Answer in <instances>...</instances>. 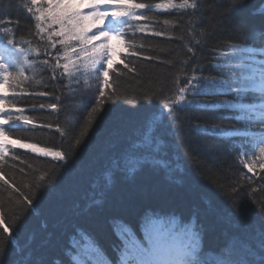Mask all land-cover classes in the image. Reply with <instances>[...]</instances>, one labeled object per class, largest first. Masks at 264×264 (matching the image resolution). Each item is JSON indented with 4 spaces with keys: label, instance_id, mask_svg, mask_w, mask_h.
<instances>
[{
    "label": "trees",
    "instance_id": "16d2710c",
    "mask_svg": "<svg viewBox=\"0 0 264 264\" xmlns=\"http://www.w3.org/2000/svg\"><path fill=\"white\" fill-rule=\"evenodd\" d=\"M138 2L157 3L160 0ZM26 3L28 0H0V18L11 21L8 26L15 30L17 39H31L33 46H41L40 59H45L43 45L46 40L40 41L32 34L34 20L25 10ZM262 4L264 0H246L245 6L229 17L226 6H218L217 0H200L197 15L203 23L195 25L192 35L198 37L199 32L204 31L207 39L195 46V58L184 66L183 71L191 74L193 67L198 65L200 74L215 76L214 50L223 49L227 42L243 43L248 39L249 33L236 27L237 24L250 29L264 28ZM153 12L156 20L150 22L151 26L170 35L156 37L150 32H137L134 42L145 46L138 51L158 59L129 57L125 62L130 67L135 66V72H128L117 61L114 67L124 73L118 79L121 98L114 103H105L103 110L93 115V123L87 128V134L80 138L79 146H75L74 138L83 129L95 103L94 100L89 102L90 94L84 95L83 81L79 85L66 86L67 79H50L49 70L36 76L37 80L42 78L40 85L34 82L24 85L29 92L47 91L53 95L28 96L18 103L19 107H25L26 115L34 118L35 127L29 125L27 129L30 130L10 138H21L24 143H35L53 150L60 148L68 152L69 159L64 164L29 148L9 146L6 160L15 167L6 165V179L12 182L14 178L22 190L24 184L44 173H48V182L22 221L18 239L24 251L17 253L16 246L9 245L4 264H16L25 255H30L33 261L43 259L45 264H72V258L78 252L77 241L83 243L81 237H90L115 264L118 249L124 243L123 230L139 238L150 226V220L173 218L181 226L192 229L188 236L181 234V239L195 237L196 259L202 264H224L225 261H231V264H264V191L260 190L264 184L253 183L251 187H255L256 192L252 193L251 187H245L236 196H231L228 189L241 172L252 176L237 160L241 138L207 137L193 131L195 124H218L224 126L225 131L242 124L225 118L231 116L233 110L219 107L221 101L231 99L230 94L196 97L201 104L191 111L179 113L175 132L165 120L158 133L154 134L163 141L155 156L165 166L158 164L155 171H142L135 175L113 167L112 161L140 138L150 115L155 113L159 116V100L146 102L140 97L161 87L166 92L171 91L173 78L180 71L182 61L192 55L186 47V44L192 46V35H189L192 25L188 18L180 19L175 11ZM164 19L174 23L164 25ZM177 20L179 23H175ZM180 36L184 38L177 39ZM128 38L132 39L131 34ZM120 58L123 59V55ZM112 78L116 79L115 76ZM57 96L59 101L55 99ZM209 100H216L218 107L206 108L203 102ZM40 103H57L58 110L40 109ZM31 104H36L37 108L30 109ZM45 123L53 126L41 127ZM69 123L71 131L68 130ZM57 124L68 131L66 136L61 137ZM12 154L19 155L21 159L12 161ZM29 164L32 168L28 167ZM21 168L25 171L21 172ZM109 172L113 173L111 183L105 179ZM253 181H258V178L253 177ZM8 194L3 193L6 212L10 207L14 208L7 199Z\"/></svg>",
    "mask_w": 264,
    "mask_h": 264
},
{
    "label": "snow or ice",
    "instance_id": "6c2138e0",
    "mask_svg": "<svg viewBox=\"0 0 264 264\" xmlns=\"http://www.w3.org/2000/svg\"><path fill=\"white\" fill-rule=\"evenodd\" d=\"M217 2L218 6H226L229 17L246 4V0ZM24 7L29 18L34 20L32 34L40 41L46 40L43 55L47 58L40 59L41 46H33L31 39H17L15 30L8 26L11 21L0 18V264H4L3 258L9 245H15L17 253L24 251L18 239L22 221L25 214L34 207V201L41 188L47 187L48 182V173H44L32 182L24 184L22 190L15 184L14 178L12 182L6 179V165L15 167L6 160L10 153L9 146L29 148L34 153L50 156L64 164L69 159L68 152L60 148L53 150L51 147H39L35 143H24L21 138H10L30 130L27 129L29 125L35 127L34 118L26 115L25 107H19L18 103L28 96L53 95L47 91L29 92L24 85L33 82L40 85L42 78L37 80L36 76L49 70L50 79H67L66 86L79 85L83 81L84 95L90 94L89 102L94 100L95 103L88 114L89 119L74 138L75 146H79L80 138L87 134V128L93 123V115L103 110L105 103H114L121 98L118 79L124 73L114 67L117 61L128 72H135V66L130 67L129 63L125 62L129 57L158 59L138 51V48L145 46L143 43L138 45L134 42L137 32H150L156 37L170 35L151 26L150 22L156 20L153 10L175 11L180 19L187 17L188 23L192 25L189 35H192L197 23H203L202 18L197 15L200 11V0H160L157 3L138 0H28ZM261 9H264V4ZM141 21L145 23H139ZM173 23L168 19L163 20L164 25ZM175 23H179V20ZM236 27L248 32V39L243 43L227 42L223 49L214 50V67L217 70L215 76L200 74L198 65L193 67L191 74L183 71L184 66L195 58V46L201 45L202 41L207 39L204 31L199 32L198 37L192 35V46L186 44L187 52L192 55L182 61L180 71L173 78V89L166 92L161 87L140 97L146 102L159 100V116L151 114L140 138L130 143L112 161L116 170L135 175L142 171H155L158 164L165 166L164 162L155 156L163 141L154 135L165 120L168 127L175 132L176 122L180 119L179 113L191 111L201 104L196 97L230 94L231 99L221 101L219 107L233 110L232 115L225 118L235 119L242 124L235 126L231 131H225L224 126L218 124H195L193 131L207 137L241 138L237 160L252 176L241 172L239 177L228 185L231 196H236L253 183L264 184V28L250 29L239 24ZM129 34L132 39L128 38ZM112 40L116 43L111 44ZM122 55L123 59L120 58ZM162 63L171 64L172 61ZM113 76L116 79H113ZM55 99L59 101L60 97ZM203 103L206 108L218 107L216 100ZM29 107L35 110L37 105L31 104ZM38 107L58 110L57 103H40ZM161 117L165 119L162 120ZM52 126L51 123L41 125L45 128ZM56 128L61 137L68 134L59 124ZM68 130H72L70 123ZM20 159L19 155H11L12 161ZM21 163L25 161L21 160ZM28 167L32 168V165L29 164ZM20 171L25 170L21 168ZM112 176L113 173H106L107 183H111ZM253 177H257L258 181H253ZM260 190L264 191V188ZM256 191L255 187H251L252 193ZM3 193H9L7 199L14 205L8 212L5 211ZM149 225L139 238L127 230L122 231L124 243L123 247L118 249L115 264H199V261L194 259L197 248L195 237L181 239V234L188 236L192 231L190 227L181 226L174 218L163 221L150 220ZM81 240L82 244L80 241L76 243L78 252L72 258V264H112L90 237H81ZM16 264L45 262L43 259L33 261L30 255H25ZM224 264H231V261H225Z\"/></svg>",
    "mask_w": 264,
    "mask_h": 264
}]
</instances>
